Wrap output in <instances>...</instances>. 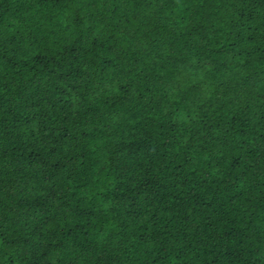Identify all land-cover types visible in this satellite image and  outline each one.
<instances>
[{
    "label": "trees",
    "instance_id": "16d2710c",
    "mask_svg": "<svg viewBox=\"0 0 264 264\" xmlns=\"http://www.w3.org/2000/svg\"><path fill=\"white\" fill-rule=\"evenodd\" d=\"M0 264H264V0H0Z\"/></svg>",
    "mask_w": 264,
    "mask_h": 264
}]
</instances>
